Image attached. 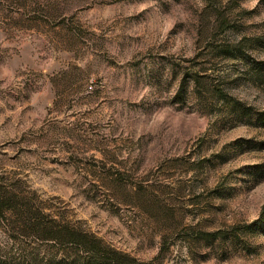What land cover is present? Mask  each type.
<instances>
[{
  "label": "rangeland",
  "instance_id": "374dc122",
  "mask_svg": "<svg viewBox=\"0 0 264 264\" xmlns=\"http://www.w3.org/2000/svg\"><path fill=\"white\" fill-rule=\"evenodd\" d=\"M0 178L141 261L264 264V0H0Z\"/></svg>",
  "mask_w": 264,
  "mask_h": 264
},
{
  "label": "trees",
  "instance_id": "16d2710c",
  "mask_svg": "<svg viewBox=\"0 0 264 264\" xmlns=\"http://www.w3.org/2000/svg\"><path fill=\"white\" fill-rule=\"evenodd\" d=\"M252 224L264 230V204ZM0 232V264H155L57 216L36 192L5 178H0Z\"/></svg>",
  "mask_w": 264,
  "mask_h": 264
}]
</instances>
